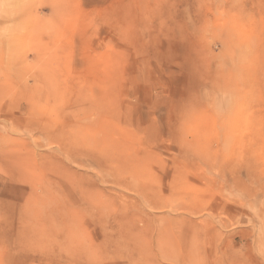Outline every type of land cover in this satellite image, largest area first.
I'll list each match as a JSON object with an SVG mask.
<instances>
[{"label": "rangeland", "instance_id": "rangeland-1", "mask_svg": "<svg viewBox=\"0 0 264 264\" xmlns=\"http://www.w3.org/2000/svg\"><path fill=\"white\" fill-rule=\"evenodd\" d=\"M0 264H264V0H0Z\"/></svg>", "mask_w": 264, "mask_h": 264}]
</instances>
